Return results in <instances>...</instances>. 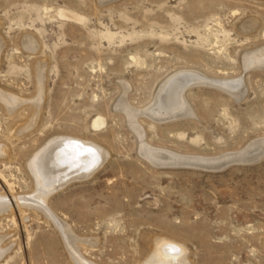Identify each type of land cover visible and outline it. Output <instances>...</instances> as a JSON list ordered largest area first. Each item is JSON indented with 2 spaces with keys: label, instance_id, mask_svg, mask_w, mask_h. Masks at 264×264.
Segmentation results:
<instances>
[{
  "label": "rangeland",
  "instance_id": "obj_1",
  "mask_svg": "<svg viewBox=\"0 0 264 264\" xmlns=\"http://www.w3.org/2000/svg\"><path fill=\"white\" fill-rule=\"evenodd\" d=\"M100 1L0 0V97L17 107L0 98L11 151L0 154V264H78L75 252L88 264H264V0ZM177 71L203 74L187 92L191 116L143 117L142 141L115 99L139 112ZM51 137L106 157L27 206L30 163ZM142 142L176 157L151 163ZM163 240L181 248L175 260L158 258Z\"/></svg>",
  "mask_w": 264,
  "mask_h": 264
},
{
  "label": "bare ground",
  "instance_id": "obj_2",
  "mask_svg": "<svg viewBox=\"0 0 264 264\" xmlns=\"http://www.w3.org/2000/svg\"><path fill=\"white\" fill-rule=\"evenodd\" d=\"M109 1L111 0H101L100 2L102 4L105 3H109ZM59 15L62 17H68V18H72L75 19L76 21H83L85 20V17L79 15L76 12L73 11H65V10H59ZM247 20V19H246ZM258 22V21H257ZM259 25V24H258ZM243 29H250L252 26L249 22H245L243 25ZM35 43H37L36 41L34 42V40L30 37H26L25 38V44L27 45V47H32ZM38 45V44H36ZM36 48V47H35ZM37 49V48H36ZM27 50V49H26ZM263 50V49H262ZM33 52H35L34 50H32ZM259 53V52H258ZM262 53L260 52V55ZM259 55V56H260ZM258 56V57H259ZM264 56V55H263ZM258 59V58H257ZM264 59V58H263ZM258 60H256L254 57L252 56H248L245 58V62L248 65H255L257 63ZM264 61V60H263ZM262 61V62H263ZM261 62V61H260ZM262 64V63H261ZM246 65V67H247ZM261 66V65H260ZM263 67V66H262ZM258 69V67H257ZM41 70V69H38ZM193 70V69H192ZM262 70V69H261ZM189 71V70H188ZM180 72L177 73L175 75H169L170 77H167L165 80H163L160 84H158L157 89H155L156 91L154 92V94L152 95V97H150V102H148V104L139 112H135L136 110H134L133 108L130 107V105L128 104L127 100H126V96L125 94L123 95H119V98L115 99V103H114V109L121 112V113H126V118H129V126H131L132 130L138 134L143 141V137L144 136V132L142 130L141 124H138V122L142 123L143 121L142 118H148L151 123L153 124H161V123H167V122H171V121H175L178 119H183L186 117H190L191 116V108L189 106V104L186 101V96H187V92L189 91V87L195 83V78L200 76L201 74L193 73L192 72ZM191 71V70H190ZM40 72V71H39ZM38 74V73H37ZM42 74V73H40ZM171 74V73H170ZM203 75V74H202ZM201 75V76H202ZM206 75V74H205ZM208 76V75H207ZM41 77V76H40ZM38 78V77H37ZM203 78V77H202ZM207 78V77H206ZM208 79V78H207ZM213 79V78H211ZM210 79V80H211ZM239 79V78H236ZM206 80V79H205ZM200 81H203L202 79ZM214 81V80H213ZM217 81V80H216ZM219 81V80H218ZM242 82V80H240ZM199 82V81H197ZM234 82V81H233ZM237 82H239L237 80ZM210 83V82H209ZM206 83V84H209ZM217 83V82H216ZM221 83H223L221 81ZM243 83V82H242ZM200 84V82H199ZM198 83L196 86H200ZM215 84V83H214ZM212 84V85H214ZM238 83H236L237 85ZM241 86L242 84L239 83ZM41 85V84H40ZM194 85V84H193ZM204 85V84H202ZM217 84H215L216 86ZM220 85V84H219ZM228 85V84H227ZM245 85V84H244ZM243 85V86H244ZM43 86V85H42ZM195 86V85H194ZM218 86V85H217ZM222 86V85H221ZM239 85H237L236 87H238ZM240 86V87H241ZM224 87V86H223ZM231 87V86H230ZM40 88V87H39ZM43 88V87H42ZM222 88V87H221ZM226 88V87H225ZM229 88V87H228ZM234 88V87H233ZM231 87V89H233ZM242 88V87H241ZM224 90V88H222ZM238 89V88H237ZM246 89V87H245ZM244 89V90H245ZM39 90V89H38ZM127 90V89H126ZM191 90V89H190ZM240 90V88H239ZM43 91V90H42ZM241 91V90H240ZM1 92V91H0ZM237 95H242L241 92H237ZM43 94V93H42ZM2 95V94H1ZM0 95V96H1ZM39 95V94H38ZM232 95V94H231ZM7 96V95H5ZM9 96V95H8ZM244 96V95H242ZM15 97V96H14ZM42 97V96H41ZM1 98V97H0ZM20 98V97H19ZM36 98V97H35ZM234 98V97H233ZM2 99V98H1ZM15 99V98H14ZM39 99L40 96H39ZM188 99V98H187ZM23 100V99H22ZM29 100V99H28ZM34 100V99H33ZM3 102H5V104H12L13 103V98H7V99H2ZM28 103V102H27ZM14 104V103H13ZM12 104V106H14ZM22 104H25L24 102ZM17 105V104H16ZM19 105V103H18ZM40 105H42L40 103ZM8 106V105H7ZM15 107V106H14ZM13 107V108H14ZM38 107V105H37ZM133 107V106H132ZM9 108V107H8ZM17 108V107H15ZM141 108V107H140ZM139 108V109H140ZM40 109V107H39ZM136 109V108H135ZM12 110V109H11ZM40 111V110H39ZM15 112V109L14 111ZM40 113V112H39ZM37 113V115L39 114ZM36 115V116H37ZM195 117V116H193ZM137 118H140L139 121H137ZM27 122V121H26ZM30 124V123H29ZM28 124V125H29ZM104 124V119L102 117H99L97 120H95L94 122V126L93 127H98ZM143 124V123H142ZM31 126V125H30ZM26 130V129H25ZM59 136V135H57ZM54 137V136H53ZM64 137V136H63ZM67 137V136H66ZM52 138V137H51ZM61 138V137H60ZM60 138H55V139H51L50 138L48 140L49 143L44 146L40 151L37 152V154L34 155V159L32 160V162L30 163V168L29 170L31 171L33 177H34V182L36 183V187H37V193H35L34 197H30V201L26 200L25 204H28L27 206H35V204H31L30 202H34V203H38V204H42L44 203V199L49 195V193L54 192L53 190H55L56 188H58L59 186H61L62 184H64L67 179L77 173V172H87L91 170H93L95 168L96 165H98L99 163H101L104 158L106 157V154L102 151V149L99 148V146H94V144H90L87 146V142L86 143H81L80 144H74L73 139L72 141L69 138H66L64 140L60 139ZM65 138V137H64ZM76 139V138H75ZM78 139V138H77ZM81 140V139H80ZM259 141V140H258ZM48 142V141H47ZM78 142V141H77ZM148 142V141H147ZM257 142V141H256ZM92 143V142H91ZM150 144V143H149ZM253 145V144H252ZM264 145V144H263ZM43 146V145H42ZM250 146V145H249ZM248 147V146H247ZM251 147V146H250ZM40 148V147H39ZM256 148V147H255ZM10 148H8L6 145L4 144H0V154L1 155H5L4 157L8 156L10 154ZM159 150V148H157ZM244 150V149H243ZM257 150V149H256ZM264 150V148H263ZM262 150V151H263ZM169 151V150H168ZM261 151V152H262ZM138 152H140L141 156L147 158V160L149 159L151 161V163H164V162H172L171 158H173L175 155L174 153L167 152V151H155L154 149H152L147 143L142 142L140 143V148L138 150ZM241 153V151H240ZM239 153V155H240ZM247 150L245 152L246 158L249 157V155H247ZM174 156H173V155ZM263 154V152H262ZM179 155V154H178ZM225 155V154H224ZM253 155V154H252ZM256 155V153H255ZM258 155V154H257ZM173 156V157H172ZM182 156V155H181ZM226 156V155H225ZM223 156V157H225ZM176 157V156H175ZM178 157V156H177ZM222 157V156H221ZM232 157V156H231ZM228 155V158L224 159L225 163L226 161L228 162V160L231 158ZM252 157V156H250ZM255 157V156H254ZM263 157V156H262ZM184 159H187L186 157H183ZM182 157L179 158L183 159ZM189 158V156H188ZM235 158V157H234ZM233 158V159H234ZM237 158V157H236ZM240 158V157H239ZM256 158V157H255ZM254 158V159H255ZM176 159V158H175ZM191 159V158H189ZM194 159V158H193ZM202 159V158H201ZM232 159V158H231ZM231 159L229 161H231ZM253 159V158H252ZM260 159V158H258ZM30 160V158H29ZM174 160V159H173ZM197 160V158H196ZM200 160V159H199ZM220 160V159H219ZM223 160V159H222ZM221 160V161H222ZM248 160V159H246ZM251 160V159H250ZM205 161V159H204ZM213 161V160H211ZM216 161V160H215ZM235 161V160H233ZM231 161V162H233ZM243 161V160H242ZM249 161V160H248ZM252 161V160H251ZM29 162V161H28ZM175 162V160H174ZM173 162V163H174ZM202 162V161H201ZM207 162V161H206ZM239 162V160H238ZM254 162V161H253ZM180 163V162H179ZM243 163V162H242ZM183 164V163H182ZM204 164V163H202ZM201 164V166H203ZM206 164V163H205ZM210 164V163H209ZM231 164V163H230ZM100 165V164H99ZM103 165V164H101ZM166 165V164H165ZM177 165V164H176ZM179 165V164H178ZM195 165V164H194ZM198 165V164H197ZM215 165V164H214ZM223 165V164H222ZM226 165V164H225ZM229 165V164H228ZM226 165V167L228 166ZM205 167V166H204ZM209 167H211L209 165ZM215 167V166H214ZM98 168V167H97ZM218 168V167H217ZM224 168V167H223ZM219 169V168H218ZM97 170V169H96ZM94 173V172H93ZM85 174V173H84ZM91 174V173H90ZM81 175V174H79ZM74 176V175H73ZM82 176V175H81ZM90 176V175H89ZM77 178V176H74ZM79 177V176H78ZM68 179V180H69ZM72 179H74L72 177ZM79 179V178H78ZM70 183V182H69ZM67 185V184H66ZM65 185V186H66ZM60 188V187H59ZM63 188V187H62ZM56 192V191H55ZM34 195V194H33ZM1 197V196H0ZM6 197V196H5ZM17 198V197H16ZM3 200V198H1ZM7 200V198H6ZM20 199H16V201H18V203H20L19 201ZM1 201V200H0ZM4 202V201H2ZM1 203V202H0ZM7 203V202H6ZM4 202V204H6ZM10 203V202H8ZM17 203V204H18ZM2 204V203H1ZM11 204V203H10ZM21 204V203H20ZM18 204L19 207H23V205ZM8 205V204H7ZM9 206V205H8ZM26 206V205H25ZM40 206V205H39ZM7 207L6 205H1L0 206V211L5 210L4 208ZM12 207V206H11ZM39 209V208H38ZM43 209V208H42ZM46 209V208H44ZM9 210V209H8ZM7 212V211H6ZM12 212V211H11ZM48 212V211H47ZM8 214V213H7ZM54 217V216H53ZM60 221V220H59ZM60 223V222H59ZM66 225V224H65ZM61 226V223H60ZM71 232V231H70ZM70 234V233H69ZM6 237V235H4ZM65 236V235H64ZM4 237V238H5ZM10 237V236H9ZM3 238V237H2ZM3 238V239H4ZM3 239H0V247L2 245V242L4 241ZM7 239V238H6ZM81 240V239H80ZM161 240V239H160ZM67 242V241H66ZM71 242L72 245V239L69 238V243ZM178 246V245H177ZM174 246L172 244L169 243H164L163 242H159V244L156 246L157 250H158V258L163 259V261H168L170 258H174L171 257L173 254H177L180 251V249ZM69 247V246H68ZM79 247V246H78ZM76 248V247H75ZM72 249V248H71ZM156 250V249H155ZM4 253V249L0 248V258ZM155 253V251H154ZM153 253V254H154ZM6 254V253H5ZM180 255V254H179ZM182 255H180L181 257ZM152 257V256H151ZM156 257V256H155ZM183 257V256H182ZM154 258V257H153ZM156 258V259H158ZM176 258V257H175ZM174 258V260H175ZM2 259V258H1ZM73 259H76V262L78 264H88L85 263L84 260L79 259V256L77 255V253H74V257ZM154 259V260H156ZM151 260V259H150ZM171 260V259H170ZM158 261H162L159 260ZM157 261V262H158ZM172 261V260H171ZM178 261V260H177ZM180 261V260H179ZM156 262V261H155ZM170 262V261H169ZM175 262V261H174ZM154 263V261H153ZM162 263V262H160ZM166 263V262H165ZM179 263V262H178ZM177 263V264H178ZM183 263V262H182ZM181 263V264H182ZM147 264V263H146ZM171 264V263H170Z\"/></svg>",
  "mask_w": 264,
  "mask_h": 264
}]
</instances>
